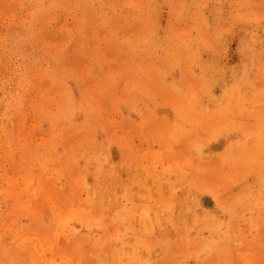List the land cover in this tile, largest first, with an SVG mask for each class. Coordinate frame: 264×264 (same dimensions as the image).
Returning <instances> with one entry per match:
<instances>
[{"label": "rangeland", "instance_id": "374dc122", "mask_svg": "<svg viewBox=\"0 0 264 264\" xmlns=\"http://www.w3.org/2000/svg\"><path fill=\"white\" fill-rule=\"evenodd\" d=\"M0 264H264V0H0Z\"/></svg>", "mask_w": 264, "mask_h": 264}, {"label": "bare ground", "instance_id": "6f19581e", "mask_svg": "<svg viewBox=\"0 0 264 264\" xmlns=\"http://www.w3.org/2000/svg\"><path fill=\"white\" fill-rule=\"evenodd\" d=\"M123 250H128V248H122ZM125 253V252H124Z\"/></svg>", "mask_w": 264, "mask_h": 264}]
</instances>
